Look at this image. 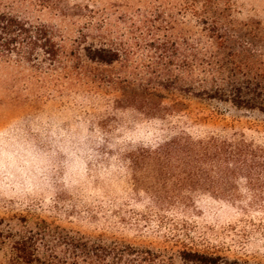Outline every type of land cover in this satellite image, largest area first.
<instances>
[{
    "label": "rangeland",
    "instance_id": "374dc122",
    "mask_svg": "<svg viewBox=\"0 0 264 264\" xmlns=\"http://www.w3.org/2000/svg\"><path fill=\"white\" fill-rule=\"evenodd\" d=\"M207 1L236 38L229 50L208 37ZM2 13L44 27L56 56L42 43L0 45V264L43 220L95 244L264 264V204L242 184L235 200L205 191L165 146L185 132L264 149L263 112L203 92L216 52L264 70V0H0ZM89 46L120 59L91 62ZM48 241L55 264H90Z\"/></svg>",
    "mask_w": 264,
    "mask_h": 264
},
{
    "label": "trees",
    "instance_id": "16d2710c",
    "mask_svg": "<svg viewBox=\"0 0 264 264\" xmlns=\"http://www.w3.org/2000/svg\"><path fill=\"white\" fill-rule=\"evenodd\" d=\"M39 1L40 5L50 3V0ZM204 4L201 21L209 33L208 37L214 41V48L219 51L231 49L235 36L226 32L220 16L212 15V4L209 1ZM25 40L33 44L42 43L41 47L50 56H56L55 45L44 27L36 29L17 16L0 14L1 47L8 50ZM85 57L94 63L111 65L120 59V52L106 46H89L85 48ZM208 65L212 69V77L203 81L212 86L204 88L206 95L238 109L264 113V70L244 60L237 52L226 56L216 52ZM165 146L174 151L176 158L184 157L187 165L194 169L191 180L194 179L205 191L235 200L242 184L254 196L252 204H264V199H259L264 195V149L248 144L243 136L231 139L211 136L197 140L182 132ZM50 237L58 242L53 246L55 249L67 247L90 264H157L160 261L174 264L176 259L183 264H219L220 261L219 256L186 247L169 254L132 245L95 244L64 235L43 220L29 228L25 235L12 239L10 264H55L57 258L44 251L51 247Z\"/></svg>",
    "mask_w": 264,
    "mask_h": 264
}]
</instances>
